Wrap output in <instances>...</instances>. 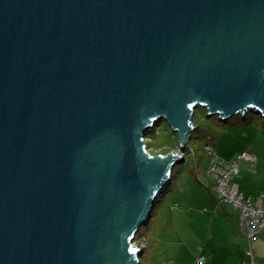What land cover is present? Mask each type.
Returning <instances> with one entry per match:
<instances>
[{"label": "water", "instance_id": "water-1", "mask_svg": "<svg viewBox=\"0 0 264 264\" xmlns=\"http://www.w3.org/2000/svg\"><path fill=\"white\" fill-rule=\"evenodd\" d=\"M198 106L264 116V0H0V264H140Z\"/></svg>", "mask_w": 264, "mask_h": 264}, {"label": "rangeland", "instance_id": "rangeland-1", "mask_svg": "<svg viewBox=\"0 0 264 264\" xmlns=\"http://www.w3.org/2000/svg\"><path fill=\"white\" fill-rule=\"evenodd\" d=\"M193 125L195 128L183 147H186L185 150L179 147L177 134L164 120L157 122L146 131L145 144L152 154H166L169 151L180 150L181 157L172 168L170 182L155 201L148 223L135 238V244L146 241L143 253L138 257L140 264H172L171 260L177 251L181 249L184 252L192 242V229L185 228V220L187 223L189 221L187 215L186 218L184 216L182 219L176 218L174 222L175 218L170 210L171 204L176 203L177 208L183 210L191 208L189 217L196 216L204 207L208 209L205 214L218 215L219 212H211L215 206L212 203L214 195L209 188L212 181L206 169L210 157L205 153L204 144L209 142L221 159L231 162L238 153L247 149L253 136L257 135L254 138L264 136V116L253 109L245 112L244 115L236 114L222 119L216 114L207 115V110L198 106L194 111ZM183 150L185 158L182 156ZM250 164L243 163L241 168L244 170L245 166ZM199 228L198 224L195 235L199 236ZM209 229L217 233L220 227L214 222L209 224Z\"/></svg>", "mask_w": 264, "mask_h": 264}, {"label": "crops", "instance_id": "crops-1", "mask_svg": "<svg viewBox=\"0 0 264 264\" xmlns=\"http://www.w3.org/2000/svg\"><path fill=\"white\" fill-rule=\"evenodd\" d=\"M254 137H257V135L253 136L246 151L253 153L256 161L246 165L244 170L241 166L247 162L241 161L240 171L235 178L239 191L244 196L251 197L252 200L256 199L260 193H264V136ZM262 202L264 204V199ZM212 203L214 204L213 199ZM177 206L176 203L170 205V210L175 218L174 222L176 218L182 219L183 216L186 218L187 215L189 221L187 223V220H185V228H191L193 236L189 247L185 248L184 252L179 249L173 256L172 264H196L199 256L204 257L202 264H250V258L245 252L248 247L251 249L255 263L264 264V230L248 245L238 228L236 213L230 205L226 204L220 210H216L213 205L214 208L211 209V212H219L216 216L205 214L208 209L204 207L193 217H189L188 214L191 208L183 210L177 208ZM205 208L206 210H204ZM214 222H217L220 227L217 233H213L209 229V224L211 225ZM198 224L200 225L199 236L195 235V228ZM179 244L181 245V242Z\"/></svg>", "mask_w": 264, "mask_h": 264}, {"label": "built area", "instance_id": "built-area-1", "mask_svg": "<svg viewBox=\"0 0 264 264\" xmlns=\"http://www.w3.org/2000/svg\"><path fill=\"white\" fill-rule=\"evenodd\" d=\"M204 150L210 156L207 173L212 179L211 190L217 197L215 207L219 209L225 203L232 206L233 210L237 213L239 230L249 245L264 230V204L262 202L264 193H260L254 200L251 197L244 196L238 189L235 177L240 171V162L242 160L255 163L256 157L253 153L245 150L237 154L234 160L227 162L213 151L210 144H205ZM136 245H140L144 250L146 241L143 240L140 244ZM245 252L250 258V264H256L253 260L250 247ZM203 259V256H199L196 264H202Z\"/></svg>", "mask_w": 264, "mask_h": 264}, {"label": "trees", "instance_id": "trees-1", "mask_svg": "<svg viewBox=\"0 0 264 264\" xmlns=\"http://www.w3.org/2000/svg\"><path fill=\"white\" fill-rule=\"evenodd\" d=\"M176 134V133H175ZM190 137H191V135H190ZM209 138V137H208ZM206 144H210L209 142H207ZM205 145V144H204ZM211 145V144H210ZM212 147V146H211ZM186 149V147L184 148V150ZM212 149H213V147H212ZM183 150V156H184V158H185V151ZM213 151H214V149H213ZM191 152H193V149L191 148ZM215 152V151H214ZM216 153V152H215ZM217 154V153H216ZM210 157V156H209ZM183 158V159H184ZM182 160V159H181ZM209 163H210V160H209ZM209 163H208V166H209ZM208 166H207V168H208ZM206 172H207V169H206ZM208 174V173H207ZM209 175V174H208ZM237 176V175H236ZM211 178V177H210ZM236 178V177H235ZM211 181H212V179H211ZM209 188H211V186H209ZM213 193V202H214V205L216 206V202H217V197H216V194L214 193V192H212ZM226 204H228V203H225V204H223L219 209H216V210H220L224 205H226ZM228 205H230V204H228ZM232 207V206H231ZM233 209V208H232ZM204 210H206V208L204 209ZM234 211V210H233ZM235 212V211H234ZM236 213V212H235ZM236 216H237V213H236ZM239 228V227H238ZM243 235V234H242ZM244 236V235H243ZM245 238V237H244ZM246 239V238H245Z\"/></svg>", "mask_w": 264, "mask_h": 264}, {"label": "snow or ice", "instance_id": "snow-or-ice-1", "mask_svg": "<svg viewBox=\"0 0 264 264\" xmlns=\"http://www.w3.org/2000/svg\"><path fill=\"white\" fill-rule=\"evenodd\" d=\"M132 251H135V249H131Z\"/></svg>", "mask_w": 264, "mask_h": 264}]
</instances>
